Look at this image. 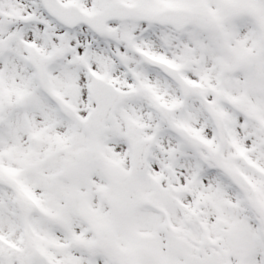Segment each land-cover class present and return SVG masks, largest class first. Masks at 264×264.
I'll use <instances>...</instances> for the list:
<instances>
[{"label":"snow or ice","instance_id":"1","mask_svg":"<svg viewBox=\"0 0 264 264\" xmlns=\"http://www.w3.org/2000/svg\"><path fill=\"white\" fill-rule=\"evenodd\" d=\"M0 264H264V0H0Z\"/></svg>","mask_w":264,"mask_h":264}]
</instances>
